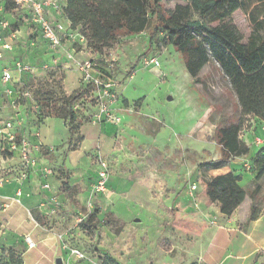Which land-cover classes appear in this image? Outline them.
I'll return each instance as SVG.
<instances>
[{"label": "rangeland", "instance_id": "obj_1", "mask_svg": "<svg viewBox=\"0 0 264 264\" xmlns=\"http://www.w3.org/2000/svg\"><path fill=\"white\" fill-rule=\"evenodd\" d=\"M185 4L183 0H163L165 9ZM245 7L231 15L232 23L244 40L251 29L248 6ZM196 19L198 16L192 13V20ZM3 20L7 28L0 31V35L10 50L1 54L0 78L4 66L12 67L18 61L29 64L31 70L16 75L17 89L27 91L28 99L19 97L10 104L3 95L0 116L11 120L15 111L24 112V108L29 107L30 120L23 129L41 131L50 141L58 143L61 124L67 136L63 145L44 148L37 156V161L43 162L53 177L56 173L52 185L46 181L49 179L44 181L39 175L38 191L26 192L28 198L21 197L28 214L29 224L25 225L29 234L13 232L14 224H9L0 214V264H9V249L19 254L24 252L20 257L22 264H55L56 259H60L61 264H195V252L207 244L204 243L206 235L187 234L184 233L187 229L177 226L181 219H199L196 224L200 230L222 226L212 207H208V213L205 207L203 210L199 207L202 193L199 181L217 175L218 170H209L200 164L221 157L215 141L216 131L226 123L235 122L239 116L227 88L214 83L212 101L200 96L180 53L171 46L157 47V38L152 40L148 52L149 31L120 35L111 50L97 54L88 48L85 38L65 41L66 51L53 49L29 22L20 24L17 14L5 13ZM201 21L211 26L208 21ZM14 29L18 32H13ZM10 33H14V38ZM69 53L78 63L92 61L93 74L102 81L109 79L118 84V97L110 106L111 120L100 116L99 93L94 87L88 99L73 105L76 121L72 125L76 133L72 147L68 146L69 123L56 118L38 122L30 108L42 97L60 102L88 85L84 73L67 60ZM152 58L158 61L157 66L150 65ZM133 67L134 72L129 75ZM210 73L208 68L203 77ZM4 89L0 80V93ZM13 125L20 137L21 126L16 121ZM262 128L261 125L255 127V123L245 117L239 135L246 146L264 155ZM258 133L262 136L259 142L255 139ZM252 156L249 152L236 162L243 165ZM13 157L0 152V164L2 160L8 169H21L19 160ZM98 160L106 164L108 172L111 202L105 210L104 197L96 191ZM6 167L1 168L2 175L7 172ZM65 169L70 178V196L63 187ZM245 172L248 174H242L248 180L241 185L252 201L251 206H255L254 214H264V176L259 182V191L254 193L251 181L255 172ZM45 182L49 189L43 188ZM247 206L248 202L241 211ZM251 214L250 207L249 218ZM109 215L123 222L118 233L107 227ZM173 218L174 223H171ZM32 223L42 235H38ZM24 236L31 238L35 248H27ZM44 236L48 241L42 240ZM62 244L81 251L84 260L74 261L62 250ZM251 259L253 264H264V247Z\"/></svg>", "mask_w": 264, "mask_h": 264}, {"label": "trees", "instance_id": "obj_2", "mask_svg": "<svg viewBox=\"0 0 264 264\" xmlns=\"http://www.w3.org/2000/svg\"><path fill=\"white\" fill-rule=\"evenodd\" d=\"M63 19L87 41L88 48L97 54L111 50L120 35H137L149 31V48L154 38L156 46H171L184 59L187 74L198 87L200 96L211 101V87L220 83L227 88L239 110L235 122L226 123L217 129L216 144L221 150L217 160L200 164L209 170H219L229 164L231 159L242 158L253 153L249 172H255L251 183L254 193L260 189V180L264 176V155L246 146L240 138L245 117L257 125L264 123V0H183L185 5L165 9L163 0H63ZM2 16L13 13L17 7L10 0L0 1ZM248 6V19L251 24L246 40L231 21V15ZM192 13L199 19L192 20ZM16 15V14H15ZM18 20L21 24L23 21ZM27 17V13L25 14ZM206 20L211 23L209 26ZM18 31L14 29L13 32ZM147 54V52H145ZM143 54L142 56H144ZM10 68V67H9ZM210 68L211 73L203 77ZM134 67L128 71L131 75ZM18 84V83H17ZM14 92L20 94L24 89ZM226 85V86H225ZM93 86L59 100L42 97L33 106L37 107V121L56 118L69 123L68 146L72 147L76 133L73 122L76 113L72 107L83 99H88ZM27 100V99H26ZM31 108V107H30ZM29 107H26L28 110ZM64 173L63 187L67 196L71 195L69 176ZM241 177L234 173L217 175L210 179L201 178L199 183L211 203L219 207V213L230 217L242 204L247 193L240 185ZM253 196V195H252ZM255 206H251L252 219ZM107 227L118 233L123 222L113 215L108 216ZM9 249V264H22V256Z\"/></svg>", "mask_w": 264, "mask_h": 264}, {"label": "built area", "instance_id": "obj_3", "mask_svg": "<svg viewBox=\"0 0 264 264\" xmlns=\"http://www.w3.org/2000/svg\"><path fill=\"white\" fill-rule=\"evenodd\" d=\"M2 1V0H0ZM17 10L15 11H25L27 17L25 16V21L28 24L38 30L41 34L43 40L53 49L64 50L63 43L69 40H76L80 38L82 41L84 38L76 31L72 30L69 23H67L63 15V6L60 0H10ZM2 5L0 3V31L7 28V23L3 20L2 16ZM62 18V19H61ZM13 36L14 33H10ZM10 50V46L5 43L0 35V57L3 51ZM65 49L64 51H66ZM67 60L77 66V69L84 73V80L91 84L96 91L99 93L97 107L100 116L111 120L113 118L110 114V106L117 99V83L113 80L107 79L102 81L97 75L93 74L95 64L92 61H87L84 63H78L74 61L72 55L66 54ZM150 65L157 66L158 61L156 59L149 60ZM31 70V66L24 62H15L12 67H7L1 71V83L5 85L4 95L7 98L16 96V99L21 97L28 99L27 92H21L20 94L14 92V89L7 88V85L12 81L13 75H21L23 72H28ZM19 95V96H18ZM31 109L35 116L38 114V109L35 106H31ZM260 140L257 139V142ZM43 149L42 145L39 143V135L33 133L29 136L17 137L14 131V125L12 120H1L0 119V152L8 155H12L17 158L20 162L21 169H14L12 173H5L2 175L0 172V188L6 184L14 183L16 185V190L14 197L11 199L12 202L20 204V198L23 196V184L28 179L29 173L34 170H38L39 175L45 181L50 177H53V173L47 169L45 166H38L39 162L35 156L36 152H40ZM243 168L248 171L250 169V164L245 162ZM98 181L96 184V191L99 192L104 197V210L110 205V196L107 188V178L108 172L106 164L98 160ZM1 170V168H0ZM48 181V180H46ZM43 188L49 189L48 183H43ZM194 188V187H193ZM1 208H7V204L2 203ZM80 222V219L78 220ZM213 224V222H210ZM25 243L28 249L35 248V243L31 240L29 236H24ZM62 250L67 251L69 256L73 258L74 261L84 260V255L75 248H68L66 245H61Z\"/></svg>", "mask_w": 264, "mask_h": 264}, {"label": "crops", "instance_id": "obj_4", "mask_svg": "<svg viewBox=\"0 0 264 264\" xmlns=\"http://www.w3.org/2000/svg\"><path fill=\"white\" fill-rule=\"evenodd\" d=\"M60 2L62 6L65 5V2L63 0H60ZM13 14L14 15L19 14L20 19L22 21H25L24 20L25 14H26L25 11H15L12 13V15ZM25 22L27 23V20ZM10 66L6 65L2 69L10 67ZM17 83H18V79H17L16 74H14L12 81L7 85V88L14 89V86ZM3 95H4L3 92H1L0 93L1 108L4 104ZM13 98L14 99H12V97L8 98V100L10 101V104L13 103V100H16V97H13ZM27 114L28 112L26 108H24V112H20V109H19L18 111H15V113H13L12 118H11V120L18 122V126H21L20 136L24 137V136L32 135L33 133H37L39 135V143L42 145L43 149L50 147V146L59 147L63 145V143L65 142L66 136H67V133H66L67 130L65 129V127H63V125L61 124L59 125L61 127L62 134H61V138L57 141L58 143H55V142L50 141L47 135L45 133L42 134L41 131H38V130L28 131V129H23L25 124L30 120ZM0 119L9 120L10 118L0 116ZM262 127H263L262 129H264V123ZM40 132H41V136H40ZM261 137L262 136L260 133L255 135L256 140ZM39 154L40 152L35 153V156L37 159H38L37 156H39ZM236 160H239V159L236 158L235 161H230L228 165L223 167V169L218 170L217 175H222V174L231 172V173H234L235 175H239L241 177V182L244 180L246 182V180L248 179L246 176L242 174V172L245 174H248V173L245 172L246 170L243 168L242 163L236 162ZM1 162L2 163L0 164V168H5L7 166L5 165V161L1 160ZM7 163H10V161L7 160ZM38 166L39 167L44 166L43 162L39 163ZM13 170H14L13 168L8 169L7 173H12ZM65 171L68 174L67 169H65ZM55 177H56V173L54 172V177H50L48 180L50 185H52L51 183L55 181ZM39 179L40 177H39L38 170H34L29 174L28 179L24 182L22 186L24 198H28L26 197L28 196L26 192L30 193V192L38 191V186L40 185ZM69 181H70V178H69ZM241 182H240V185H241ZM15 190H16V185L14 183L6 184L0 188V209H1L0 214H3L2 218L7 220L9 224L11 223L14 224L12 227V229L14 228L13 232L15 233H18V232L26 233L27 232L29 234V231L26 230V225L29 224L27 220L28 214L23 207L22 198H21L20 204H16L11 201V199L14 197ZM201 192H202L201 201L199 202V207L201 208V210L206 208L207 209L205 210L206 213L210 212L208 211L209 210L208 207H212L216 211L217 213L216 218L218 219V221H220V224L222 226L215 227L213 230H211L210 228L209 230H207L208 228L207 229L203 228L202 230H200V228L198 227V224H196L198 223L199 219H190V220L181 219L182 221H179V226H177V228L187 229L186 231L188 232H184V233L191 234L195 232L199 234V236H202V234L203 236L206 235L204 238L205 240L204 243H207V244L201 245L199 249L195 252V255H196L195 264H253V260L251 259L252 256H254L255 253H257L259 250H261L264 247V214H257L252 219H250L249 212H250L252 201L250 199L248 200L246 196L242 204L233 212V214L230 217H225L219 213L218 205L215 203H211L209 199L207 198V196L205 195L203 190ZM246 202H248V206L242 212L241 208H243V205ZM2 203L7 204V208L2 209L1 208ZM205 203L210 204V206H208V204L205 205ZM198 217L199 216H197L196 218ZM171 223H174V218L171 219ZM33 228H35L38 231V229L35 227V224H33ZM206 231H207V234H206ZM38 235H42V234H40L39 232ZM47 239L48 238L44 236L42 240L48 241Z\"/></svg>", "mask_w": 264, "mask_h": 264}, {"label": "water", "instance_id": "obj_5", "mask_svg": "<svg viewBox=\"0 0 264 264\" xmlns=\"http://www.w3.org/2000/svg\"><path fill=\"white\" fill-rule=\"evenodd\" d=\"M168 100H170V98H168ZM55 264H61V260L60 259H56L55 260Z\"/></svg>", "mask_w": 264, "mask_h": 264}]
</instances>
